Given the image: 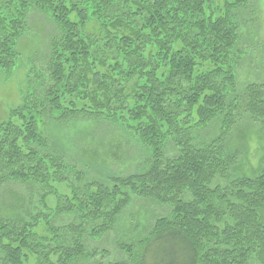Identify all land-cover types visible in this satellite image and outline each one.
Instances as JSON below:
<instances>
[{
  "label": "trees",
  "instance_id": "trees-1",
  "mask_svg": "<svg viewBox=\"0 0 264 264\" xmlns=\"http://www.w3.org/2000/svg\"><path fill=\"white\" fill-rule=\"evenodd\" d=\"M249 8L0 0L8 77L30 16L50 23L45 51L26 55L41 67L0 120V264H264V65L246 58Z\"/></svg>",
  "mask_w": 264,
  "mask_h": 264
},
{
  "label": "rangeland",
  "instance_id": "rangeland-1",
  "mask_svg": "<svg viewBox=\"0 0 264 264\" xmlns=\"http://www.w3.org/2000/svg\"><path fill=\"white\" fill-rule=\"evenodd\" d=\"M242 36L243 43L249 48L247 60L252 59L256 63L261 61L264 65V0H250L249 10L242 15ZM50 23L45 22L42 15L37 13L29 18V31L20 44V50L23 52V62L17 68L18 70L8 77L0 70V120L5 118L9 108L18 105L21 102V89L25 88L26 72L28 69L41 67L37 57H34L33 64L26 61V55L33 52L38 55L39 52L45 51V40L50 31ZM30 56V55H29ZM263 57V58H262ZM248 62V61H247ZM264 70V69H261ZM151 211L150 214L164 213L166 208L159 207L155 204L145 208Z\"/></svg>",
  "mask_w": 264,
  "mask_h": 264
}]
</instances>
